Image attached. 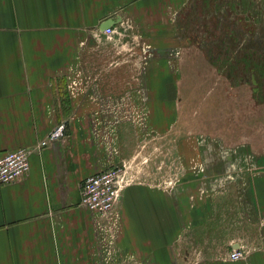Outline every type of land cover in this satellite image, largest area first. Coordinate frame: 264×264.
<instances>
[{
    "label": "crops",
    "instance_id": "0c3cea01",
    "mask_svg": "<svg viewBox=\"0 0 264 264\" xmlns=\"http://www.w3.org/2000/svg\"><path fill=\"white\" fill-rule=\"evenodd\" d=\"M182 2L0 0V156L33 148L65 124L60 138L31 152L25 175L0 184V264H264L263 172L249 181L259 228L257 220H246L242 198L188 200L144 180L127 184L109 260L94 214L80 204L83 179L108 168L90 110L117 104V93L131 88L135 75L147 88L148 108L154 107L151 92L166 90L157 50L170 42L168 14ZM119 17L136 29L124 34L156 46L145 71L101 67L117 41L96 39L94 32L110 18L121 25ZM76 75L86 84L72 93ZM241 247L243 255L228 256Z\"/></svg>",
    "mask_w": 264,
    "mask_h": 264
},
{
    "label": "rangeland",
    "instance_id": "374dc122",
    "mask_svg": "<svg viewBox=\"0 0 264 264\" xmlns=\"http://www.w3.org/2000/svg\"><path fill=\"white\" fill-rule=\"evenodd\" d=\"M168 16L171 39L157 50L166 90L151 92L154 107L135 75L117 104L90 110L106 166L125 161L136 181L188 200L242 198L246 220L259 228L249 181L264 173V0H183ZM120 31L101 67L145 71L156 46L124 34L135 28Z\"/></svg>",
    "mask_w": 264,
    "mask_h": 264
},
{
    "label": "built area",
    "instance_id": "2783aa9c",
    "mask_svg": "<svg viewBox=\"0 0 264 264\" xmlns=\"http://www.w3.org/2000/svg\"><path fill=\"white\" fill-rule=\"evenodd\" d=\"M118 24H111L104 29L94 32V37L111 38L120 35V29L131 27L129 18H119ZM118 20H116L118 22ZM123 28H120V27ZM147 47V45H146ZM146 52L147 48L142 47ZM80 70L76 73L80 74ZM78 75L70 80V90L75 93L86 84ZM65 129L64 122L57 124L45 137L41 138L35 147H18L6 151L0 156V184L13 182L25 175L29 170V155L34 149L42 147L53 139L60 138ZM127 164L121 161L114 166L87 175L80 185V204L94 214L97 229L100 231L103 251L109 253L114 238L120 226V210L118 201L122 189L129 183L136 181V177L127 172ZM243 248H232L228 252L230 258L243 255Z\"/></svg>",
    "mask_w": 264,
    "mask_h": 264
},
{
    "label": "water",
    "instance_id": "95a60500",
    "mask_svg": "<svg viewBox=\"0 0 264 264\" xmlns=\"http://www.w3.org/2000/svg\"><path fill=\"white\" fill-rule=\"evenodd\" d=\"M120 18V17H119ZM118 20V19H117ZM114 23V20L110 18L108 21H104L101 25V29H104Z\"/></svg>",
    "mask_w": 264,
    "mask_h": 264
},
{
    "label": "flooded vegetation",
    "instance_id": "af4514ba",
    "mask_svg": "<svg viewBox=\"0 0 264 264\" xmlns=\"http://www.w3.org/2000/svg\"><path fill=\"white\" fill-rule=\"evenodd\" d=\"M114 48H115V47H114ZM114 51H116V48L114 49ZM114 51H113V52H114Z\"/></svg>",
    "mask_w": 264,
    "mask_h": 264
}]
</instances>
